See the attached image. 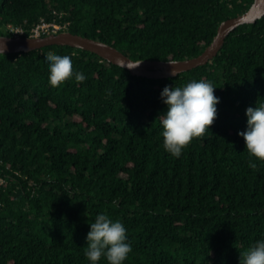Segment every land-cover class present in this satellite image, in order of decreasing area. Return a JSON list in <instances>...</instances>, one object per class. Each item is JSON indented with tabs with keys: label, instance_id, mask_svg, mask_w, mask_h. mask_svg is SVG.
<instances>
[{
	"label": "trees",
	"instance_id": "trees-1",
	"mask_svg": "<svg viewBox=\"0 0 264 264\" xmlns=\"http://www.w3.org/2000/svg\"><path fill=\"white\" fill-rule=\"evenodd\" d=\"M253 3L0 0V37H31L44 22L136 60H183ZM50 51L70 55L86 80L50 86ZM193 79L216 86L217 118L177 158L163 147L160 93ZM260 103L264 19L233 31L207 64L171 77L135 75L70 46L0 55V264H91L86 235L98 214L127 229L123 264H239L264 240V161L252 157L251 169L237 134L246 108Z\"/></svg>",
	"mask_w": 264,
	"mask_h": 264
},
{
	"label": "clouds",
	"instance_id": "clouds-1",
	"mask_svg": "<svg viewBox=\"0 0 264 264\" xmlns=\"http://www.w3.org/2000/svg\"><path fill=\"white\" fill-rule=\"evenodd\" d=\"M6 48L0 45V55ZM48 63V83L58 88L70 79L83 83L86 76L75 71L70 55H58L48 52L45 55ZM142 61L129 68L137 67ZM169 65L173 62L167 61ZM175 75V72L172 71ZM212 82L195 80L183 87L165 85L160 93L167 111L160 116L162 126L163 147L174 157H180L183 150L193 138L205 137L217 118L219 97L215 95ZM247 127L238 131L244 139L245 149L249 153V167L257 169L252 157L264 161V103L245 110ZM87 249L85 255L91 264H98L106 258L108 264H123L132 251L128 243L127 229L120 220H112L106 214H98L90 224L86 235ZM239 264H264V240L256 241L246 251L239 253Z\"/></svg>",
	"mask_w": 264,
	"mask_h": 264
},
{
	"label": "water",
	"instance_id": "water-1",
	"mask_svg": "<svg viewBox=\"0 0 264 264\" xmlns=\"http://www.w3.org/2000/svg\"><path fill=\"white\" fill-rule=\"evenodd\" d=\"M262 19H264V0H254V3L248 11L239 16L229 18L220 24L214 40L202 53L183 60H136L125 54L116 46L114 47L104 42L84 38L67 32L51 34L47 37L24 38L22 36H2L0 37V45H3L6 48L4 54L20 52L28 53L52 45L70 46L95 53L113 65L117 64L129 69L132 74L145 77L163 78L177 76L182 72L207 64L211 59L217 56L226 42L227 37L233 31L246 24L255 25ZM139 61H142L139 66L133 68L128 67ZM167 61H174L175 63L174 65H169ZM172 71L175 72V75L172 74Z\"/></svg>",
	"mask_w": 264,
	"mask_h": 264
},
{
	"label": "built area",
	"instance_id": "built-area-1",
	"mask_svg": "<svg viewBox=\"0 0 264 264\" xmlns=\"http://www.w3.org/2000/svg\"><path fill=\"white\" fill-rule=\"evenodd\" d=\"M63 30V28L58 25V24H46L42 22L39 24L33 31H32V36L31 37H42V36H47L44 34H58ZM15 36H23L24 32H21L20 30L18 31H11ZM0 183L2 184L3 181L0 178Z\"/></svg>",
	"mask_w": 264,
	"mask_h": 264
}]
</instances>
